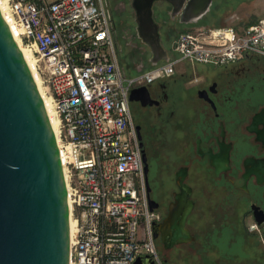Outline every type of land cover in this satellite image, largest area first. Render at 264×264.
Here are the masks:
<instances>
[{"label":"built area","instance_id":"obj_1","mask_svg":"<svg viewBox=\"0 0 264 264\" xmlns=\"http://www.w3.org/2000/svg\"><path fill=\"white\" fill-rule=\"evenodd\" d=\"M6 1L59 119L56 140L73 222L69 264H133L145 255L162 264L152 232L161 217L150 210L130 92L169 77L181 62L223 67L246 55L264 57V19L241 31L187 30L172 44L178 57L129 77L103 0Z\"/></svg>","mask_w":264,"mask_h":264},{"label":"flooded vegetation","instance_id":"obj_2","mask_svg":"<svg viewBox=\"0 0 264 264\" xmlns=\"http://www.w3.org/2000/svg\"><path fill=\"white\" fill-rule=\"evenodd\" d=\"M156 3L167 4L169 16L177 19L172 22V34L192 24L182 23L180 15L172 16L166 1ZM108 17L117 56L129 66L131 54L130 60L122 59V45L116 41L118 25L128 27L121 15L119 22L112 14ZM158 32L163 47L159 25ZM136 36L144 44L137 29ZM140 50L142 68L136 70L134 65L129 71L141 73L152 67L150 48L144 44ZM141 87L146 91L134 93L129 111L146 158L147 197L158 205L155 210L161 219L155 223L177 214L156 238L152 228L156 248L183 246L202 251L214 235L232 229L250 231L246 221L256 225L254 211H264V57L246 55L235 64L214 66L203 74L178 75L175 70ZM188 203L191 208L180 228ZM256 227L264 232V225Z\"/></svg>","mask_w":264,"mask_h":264},{"label":"water","instance_id":"obj_3","mask_svg":"<svg viewBox=\"0 0 264 264\" xmlns=\"http://www.w3.org/2000/svg\"><path fill=\"white\" fill-rule=\"evenodd\" d=\"M156 1L170 4L172 16L180 15L185 24L197 23L213 3L131 0L137 34L151 50L152 66L171 59L153 20ZM139 91L146 87L131 90L129 99L134 100ZM149 204L151 211L158 206L153 200ZM186 208L180 228L191 204ZM175 218L177 214L170 213L164 223H154V238ZM254 222L264 225V211H254ZM69 247L67 187L57 140L31 72L0 12V264H69ZM133 264L156 263L145 255Z\"/></svg>","mask_w":264,"mask_h":264},{"label":"rangeland","instance_id":"obj_4","mask_svg":"<svg viewBox=\"0 0 264 264\" xmlns=\"http://www.w3.org/2000/svg\"><path fill=\"white\" fill-rule=\"evenodd\" d=\"M109 1L110 5H107L106 1L103 0L107 14L114 15L116 22L121 15V19L129 28V30L128 28L124 29L119 25L117 28L118 34L116 41L119 45H122L120 56L122 59L126 56V59L130 60L129 55L131 54L132 59L129 66H127L126 63V65H122L119 60L120 67L127 76L135 77L140 74L136 70L142 68V62L139 58L141 56L140 47L144 46V44H142L136 36L135 16L131 8V1ZM121 1L125 2L124 5L122 4L124 8L120 4ZM228 3L229 5H226V7L234 8L235 3L233 0H230ZM153 6V20L157 23V25H159L163 47L166 50L167 55L171 58L178 57L172 51V44L179 34L198 27L217 28L223 26V19L227 16L225 15L226 13H222L221 9L218 10L220 5L214 6V8H211L210 12L207 13L198 23L183 25L181 27V31H179L177 35H174L170 31H172L173 27L172 22H176L177 19L173 20V18L169 16L170 8L165 3H156V5ZM220 14L222 16H220ZM169 33L171 34L169 35ZM122 36H125V38L123 39ZM113 40L115 43L114 37ZM130 66H134V69L136 70L129 71V68H132ZM212 67L214 66L204 64L192 65L187 62H181L176 66L175 70L178 75H188L189 73L196 75L198 73L203 74L209 71ZM251 224H253V221L250 220L245 223L246 227L250 231L232 229L224 235L212 236L208 246L202 251H200V248L198 247L191 249L183 246H175L171 250H162V248L158 247V249H156L159 259L162 264H264V232L258 231V228L256 230H251Z\"/></svg>","mask_w":264,"mask_h":264},{"label":"bare ground","instance_id":"obj_5","mask_svg":"<svg viewBox=\"0 0 264 264\" xmlns=\"http://www.w3.org/2000/svg\"><path fill=\"white\" fill-rule=\"evenodd\" d=\"M0 12L2 13V15H3L11 33H12V36H13L17 46L19 47L21 54L23 55V58H24L27 66L31 72V75L33 77L35 85H36L38 92L41 96L47 117H48L50 125H51V128L54 132L56 139H58L59 119H58L57 113L55 111V108H54V105H53L51 99L46 94V90L42 85L41 79L39 78L38 74L36 73V70H35L36 60H35V57H34L32 51H30L27 47H25L24 45L21 44L20 29L18 27H16V25L14 23V19L12 17V14L9 11L6 0H0ZM68 206H70L69 203H68ZM72 232H73V222L69 221V235H71Z\"/></svg>","mask_w":264,"mask_h":264},{"label":"crops","instance_id":"obj_6","mask_svg":"<svg viewBox=\"0 0 264 264\" xmlns=\"http://www.w3.org/2000/svg\"><path fill=\"white\" fill-rule=\"evenodd\" d=\"M230 0H213L212 7L219 6L218 10L227 15L224 19V25L220 27H234L237 31L248 27L259 19H264V0H233V7H226ZM224 15V14H223ZM220 16H222L220 14ZM219 28V27H217Z\"/></svg>","mask_w":264,"mask_h":264}]
</instances>
